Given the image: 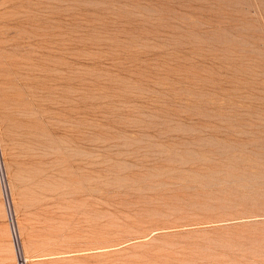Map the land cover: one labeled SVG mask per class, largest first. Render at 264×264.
Returning <instances> with one entry per match:
<instances>
[{"label": "rangeland", "instance_id": "1", "mask_svg": "<svg viewBox=\"0 0 264 264\" xmlns=\"http://www.w3.org/2000/svg\"><path fill=\"white\" fill-rule=\"evenodd\" d=\"M0 264H264V0H0Z\"/></svg>", "mask_w": 264, "mask_h": 264}]
</instances>
